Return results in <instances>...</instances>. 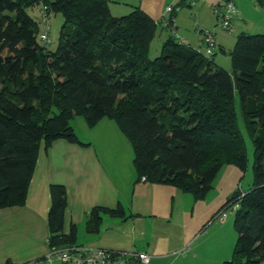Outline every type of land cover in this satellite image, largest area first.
Segmentation results:
<instances>
[{
    "label": "trees",
    "instance_id": "trees-1",
    "mask_svg": "<svg viewBox=\"0 0 264 264\" xmlns=\"http://www.w3.org/2000/svg\"><path fill=\"white\" fill-rule=\"evenodd\" d=\"M192 2L157 22L138 6L113 17L108 0H0V210L25 205L42 147L84 145L70 124L77 117L90 129L116 122L132 143L137 181L176 187L196 201L224 166L247 169L245 131L254 184L223 207L238 206V241L223 264L264 262V34L238 35L232 70L218 67L215 55L176 36L177 10ZM35 7L64 19L55 51L38 41L39 22L28 12ZM160 31L168 37L151 59ZM50 194L48 246L74 247L76 226L64 233L67 190L52 185ZM104 215L125 218L122 207H97L87 230L99 233Z\"/></svg>",
    "mask_w": 264,
    "mask_h": 264
},
{
    "label": "crops",
    "instance_id": "crops-1",
    "mask_svg": "<svg viewBox=\"0 0 264 264\" xmlns=\"http://www.w3.org/2000/svg\"><path fill=\"white\" fill-rule=\"evenodd\" d=\"M108 1L113 17L130 14V10L120 5L121 0ZM181 1L134 0L133 5L158 22L169 18L168 6ZM209 1L214 8L222 2ZM117 2L120 4L114 7ZM235 5L233 42L240 34H264V8L249 15L245 0H236ZM176 20L177 16L175 23ZM201 24L205 26L204 22ZM174 28L181 34L175 24ZM204 41L205 36L202 44ZM214 61L217 64L215 57ZM73 129L84 145L58 140L49 149L42 147L25 205L0 210V264H63L55 255L68 248L50 250L48 246L52 185L67 190L64 233L70 234L76 226V247L145 253L151 257L150 264H223L232 259L225 256L223 237L196 226L195 211L204 201H196L173 186L137 181L133 154L114 121L106 119L95 128H81L82 136ZM97 207L111 210L122 207L125 218L102 216L100 232L95 234L87 230L86 223Z\"/></svg>",
    "mask_w": 264,
    "mask_h": 264
},
{
    "label": "rangeland",
    "instance_id": "rangeland-1",
    "mask_svg": "<svg viewBox=\"0 0 264 264\" xmlns=\"http://www.w3.org/2000/svg\"><path fill=\"white\" fill-rule=\"evenodd\" d=\"M133 1L134 0H121V4H119L132 12V6H137L133 5ZM221 1L222 4L225 3V0ZM245 1L248 5V10H246V13H248L249 15H254L256 14V10H261L264 8V6H260L257 4V0H254V2L253 0ZM208 2L210 1L194 0L192 7H189L187 4L182 6V9L179 10L177 13V20L175 23V27L178 28L182 35L177 33L176 36L178 39L187 40L193 48L200 50L202 49L205 53L207 49L206 37L204 41L205 44H202L201 40L202 38H204L206 33L214 32L217 44H219L223 52L226 53H222L218 46H215L213 50L216 62L221 68L224 67L228 71H231L232 63L229 53L230 49H232V47L235 46L236 43V40L235 42H233V38L231 37L235 34V29H231V33L229 31L220 29L219 20L217 18L216 13L214 12V5H212V3L208 4ZM119 4L117 2L116 4H113V6L117 7V5ZM42 9V7H35L34 9L28 10L29 14L35 19H37V21L39 22V33L41 35L46 32L47 24L43 18ZM200 10H203L204 12H200ZM203 22L205 26L201 24ZM63 23L64 19L61 14L51 15V17L49 18V42L46 43V47L49 51H55L57 49ZM40 36L38 38V41L43 45L44 42L40 40ZM167 37L168 35L165 33H161V31L157 34L150 47L149 56L151 59H155L161 54L163 42ZM199 43H201V48H199L198 46ZM83 122L85 121L82 117H77L75 118V121L72 120L70 123L71 126L74 127L77 133L81 136L84 133L82 132L81 128H89L87 124H84ZM241 129L243 132L244 130L242 122ZM243 135L246 141L247 154L249 160L247 169L245 171H242L235 165L224 166L219 172L217 178L215 179L212 190L208 193V196H206L207 199L200 200L201 202H204L200 203L199 207H197V210L195 211V218H197L196 226L199 227V230H213L212 232L214 234H218L220 235V237H223V246L226 248L225 256L230 258L233 257L234 249L238 241V234L234 226L235 212L231 209H223V207L226 201L231 198L232 194L235 191L246 192L250 188H252L254 184L253 166L255 150L252 141L246 136L245 131L243 132ZM126 139L127 144L131 149L130 153L133 154L134 160V151L132 143L128 138ZM216 212L217 216L214 217L213 215ZM261 264H264V262Z\"/></svg>",
    "mask_w": 264,
    "mask_h": 264
},
{
    "label": "built area",
    "instance_id": "built-area-1",
    "mask_svg": "<svg viewBox=\"0 0 264 264\" xmlns=\"http://www.w3.org/2000/svg\"><path fill=\"white\" fill-rule=\"evenodd\" d=\"M236 0H225V3H219L214 8V12L218 16L219 27L223 30L229 31L232 27V22L236 15ZM192 2V6H193ZM174 6L166 8V14H172ZM179 11V9L177 10ZM44 20L46 21V32L40 36V40L46 43L49 42V18L46 8L43 9ZM206 56L208 58L214 56L215 41L212 33H206ZM182 44L186 42L181 40ZM145 181V179L143 178ZM238 208L235 205L231 210L236 211ZM225 216V215H224ZM63 264H150L151 257L145 253L138 252H113L103 249H90L86 247H71L58 251L55 255ZM50 257V256H49Z\"/></svg>",
    "mask_w": 264,
    "mask_h": 264
}]
</instances>
